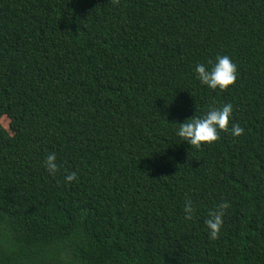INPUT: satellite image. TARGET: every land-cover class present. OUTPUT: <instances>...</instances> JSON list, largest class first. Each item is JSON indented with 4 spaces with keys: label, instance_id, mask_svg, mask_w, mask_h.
Listing matches in <instances>:
<instances>
[{
    "label": "trees",
    "instance_id": "16d2710c",
    "mask_svg": "<svg viewBox=\"0 0 264 264\" xmlns=\"http://www.w3.org/2000/svg\"><path fill=\"white\" fill-rule=\"evenodd\" d=\"M218 55L224 91L194 71ZM229 102L242 135H175ZM3 116L0 264H264V0H0Z\"/></svg>",
    "mask_w": 264,
    "mask_h": 264
},
{
    "label": "clouds",
    "instance_id": "9594fccd",
    "mask_svg": "<svg viewBox=\"0 0 264 264\" xmlns=\"http://www.w3.org/2000/svg\"><path fill=\"white\" fill-rule=\"evenodd\" d=\"M194 71L199 82L210 90L224 91L237 79V66L228 55H218L214 61L208 63H197ZM191 117L179 123L175 135L195 148L216 142L221 131H230L233 136H240L244 133L243 127L231 122L233 105L230 102L219 107H210L202 116ZM43 166L50 176L56 175L58 164L55 152H50L45 156ZM77 178L76 172H68L64 176V182L69 184ZM229 208V202L223 201L209 211L208 218L204 221L209 239L215 240L219 237L224 224L225 212ZM183 213L185 220L193 219L195 207L191 199H186Z\"/></svg>",
    "mask_w": 264,
    "mask_h": 264
},
{
    "label": "rangeland",
    "instance_id": "374dc122",
    "mask_svg": "<svg viewBox=\"0 0 264 264\" xmlns=\"http://www.w3.org/2000/svg\"><path fill=\"white\" fill-rule=\"evenodd\" d=\"M1 125L10 133L13 134L16 130L15 126L11 123V121L7 117H2L0 119Z\"/></svg>",
    "mask_w": 264,
    "mask_h": 264
}]
</instances>
